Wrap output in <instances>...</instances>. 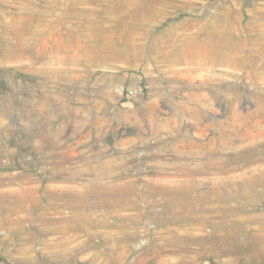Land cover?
Listing matches in <instances>:
<instances>
[{
  "label": "rangeland",
  "instance_id": "1",
  "mask_svg": "<svg viewBox=\"0 0 264 264\" xmlns=\"http://www.w3.org/2000/svg\"><path fill=\"white\" fill-rule=\"evenodd\" d=\"M1 175L0 264H251L208 209L263 232L264 0H0Z\"/></svg>",
  "mask_w": 264,
  "mask_h": 264
},
{
  "label": "bare ground",
  "instance_id": "2",
  "mask_svg": "<svg viewBox=\"0 0 264 264\" xmlns=\"http://www.w3.org/2000/svg\"><path fill=\"white\" fill-rule=\"evenodd\" d=\"M8 152V151H7ZM217 154V153H216ZM203 155V154H202ZM209 156V155H208ZM214 156L215 155H212V157H205V158H207V160L205 161L207 164V166H202L201 168L203 169V171L205 172L206 171V169H208V168H215V165L217 166V164L218 165H222V166H224L225 165V163H226V160H224V159H221L220 157H218V158H216V159H212V158H214ZM202 157V156H201ZM217 157V156H216ZM203 158V157H202ZM200 159V158H199ZM62 162V161H61ZM185 163V162H184ZM221 166V167H222ZM68 167V166H67ZM218 167V166H217ZM109 168V167H108ZM124 168V167H123ZM128 168V167H127ZM81 169H82V167H81ZM114 169V168H113ZM142 169V168H141ZM178 169V168H177ZM93 171V170H92ZM101 171V170H100ZM146 171V170H145ZM164 171V170H163ZM222 171V170H221ZM5 174V173H4ZM23 173H18V174H5L7 177H9V180L11 179V181L12 182H14V181H16V180H22V178H23V175H22ZM95 174H97V173H95ZM218 174V173H217ZM220 174V173H219ZM2 176V178H0V183L4 180V177H3V175H1ZM75 176V175H74ZM221 176V175H220ZM108 177V176H107ZM101 178V177H100ZM160 178V177H159ZM94 179V178H93ZM105 180V179H104ZM228 180V179H227ZM206 181V180H205ZM224 181H226V180H224ZM97 184L98 183H101V184H103V182H105V181H103V182H101V181H98V179H97ZM188 182V181H187ZM228 182H229V180H228ZM112 183V182H111ZM221 183V182H220ZM223 183V182H222ZM106 184H107V182H106ZM203 184V182L201 183V185ZM37 185V184H36ZM83 185V184H82ZM95 185V184H94ZM238 185V184H237ZM246 185V184H245ZM249 185V184H248ZM84 186V185H83ZM103 187H105L104 185H102ZM148 186L149 187H151L152 185L151 184H148ZM205 186V185H204ZM206 186H208V185H206ZM250 186V185H249ZM2 187V186H1ZM9 187V186H8ZM114 188V189H120L119 191H118V196H120L121 198H123L124 199V201L122 202V206H129V203H133V197H132V192L134 193L135 191L134 190H132L131 189V187H129V185H126V184H124V183H122V184H119V185H117V186H115V185H113V186H111V188ZM153 187H161V188H165L166 187V189L169 187L168 185H166V184H164V185H156V186H153ZM210 187V186H209ZM231 187V186H230ZM247 187V186H246ZM12 188V187H11ZM10 188V189H11ZM200 188H201V186H200ZM248 188V187H247ZM246 188V189H247ZM6 189H8V188H6ZM13 189H14V186H13ZM129 189H131L132 191H131V193H130V191H129ZM185 189H186V191H189V187H185ZM251 189H253V188H251ZM257 189H259V188H257ZM83 190V189H82ZM165 190V189H164ZM204 190V189H203ZM231 190V189H230ZM248 190H250V189H248ZM261 190V189H260ZM166 191V190H165ZM182 191V190H181ZM234 191V190H233ZM252 191V190H251ZM250 191V192H251ZM257 191V190H256ZM16 192V191H15ZM69 192V191H68ZM77 192V191H76ZM158 192H159V194H161V193H164V194H168V192H164L163 191V189H158ZM262 192H264V191H262ZM80 193H81V191H80ZM207 193H208V191H207ZM258 193V192H257ZM68 194V193H67ZM206 194V192L205 193H203V194H200L201 196L197 199V204H195V205H193V206H191L190 208H191V210H192V212H194V215H197L198 217L196 218L197 220L199 219V222L194 226V227H192V228H195V229H197V230H199V231H201V230H205L206 229V227H207V225H206V227L205 226H203L202 225V223H201V221H203L204 222V218H203V214H201L200 212H202V211H200V210H203V208H200V205H201V203H202V199H203V196ZM231 194V193H230ZM253 194V193H252ZM1 195V194H0ZM258 195V194H257ZM257 195H256V197H252L251 195H250V193H249V191H244L243 192V194H242V196L244 197V198H247L248 199V201L252 198L253 200H255L256 198H257ZM4 196V195H3ZM251 197V198H250ZM64 198V197H63ZM101 198V197H100ZM125 198H126V200H125ZM259 198V197H258ZM67 199V198H66ZM231 199V196L230 195H228L227 194V192L225 193V192H223V190L222 191H219V190H216L215 192H214V195H213V200H214V202L217 204H219V202H221V203H224L225 201H227V200H230ZM239 199V198H238ZM236 200V199H235ZM54 201V200H53ZM251 201V200H250ZM256 201H257V199H256ZM125 202H127V203H125ZM139 202V201H138ZM260 202V201H259ZM30 203V202H29ZM188 203H189V201H183V202H181L180 203V210L181 211H183V213H185L186 211H187V207H188ZM258 203V202H257ZM114 204V203H113ZM115 204H118L117 202H115ZM225 204V203H224ZM52 205V204H51ZM68 205V204H67ZM82 205V204H81ZM215 205V204H214ZM229 205V204H228ZM246 205V204H245ZM70 206V205H69ZM130 206H132V207H135V205H132V204H130ZM211 206V205H210ZM220 206V207H219ZM219 206H211L209 209H208V211L210 212V213H212V214H220L221 216L222 215H224V214H228L226 217H225V215H224V218L223 219H218V220H216V221H214L213 220V223L211 224V228H210V231L213 233V234H215L216 235V233L217 232H219L220 234H223V235H225V237L223 238V240H218V238H215V240L213 241V246H216V249L217 250H213V255H215V256H222V255H225L226 253H228L229 251L231 252V250H232V245H241L240 246V248L242 249V247L245 249L246 247H247V244L246 243H249L248 244V247H247V249H246V252L244 253V256L250 261V263L251 264H264V225L263 226H261L262 228H263V232L262 233H260V231H262V230H260V227H258V228H256V227H251V225H249L247 222H246V219H242V217L241 218H239V217H237V216H239V215H237V216H233L234 214H235V207L234 208H226L224 205L222 206V204L221 205H219ZM67 207V206H66ZM229 207V206H228ZM13 208V207H12ZM185 208V209H184ZM243 210V209H242ZM249 210V209H248ZM69 211V210H68ZM247 211V210H246ZM52 212V211H51ZM70 212V211H69ZM58 213V212H57ZM239 213H242V212H239ZM256 213V212H255ZM258 213V212H257ZM56 214V213H55ZM66 214V213H65ZM43 215V214H42ZM62 215V214H61ZM191 215V214H190ZM208 215V214H207ZM206 215V216H207ZM219 215V216H220ZM59 216H60V214H59ZM66 216V215H65ZM68 216V215H67ZM192 216V215H191ZM210 216H211V214H210ZM251 216H252V214H251ZM263 216V215H262ZM8 217H9V215H8ZM26 217H28V216H26ZM230 217H234V219L230 222L229 220H230ZM264 217V216H263ZM262 217V218H263ZM63 218H65V217H63ZM68 218V217H67ZM73 218V217H72ZM247 218V217H246ZM258 218V217H257ZM15 219V218H14ZM8 220V219H7ZM64 220V219H63ZM67 220V219H66ZM66 220H65V222H66ZM12 221V220H11ZM68 221V220H67ZM205 221H206V217H205ZM211 221H212V218H211ZM250 221V220H249ZM248 221V222H249ZM209 222V221H208ZM64 224V223H63ZM67 224H68V222H67ZM70 224H72V223H70ZM259 224V223H258ZM2 225V224H1ZM75 225H76V223H75ZM19 226V225H18ZM72 226V225H71ZM238 227L239 229H240V231H242V233L243 232H245V230L248 228V226H250L249 228H248V232H245V233H247L246 234V237L243 239V242H238L239 240H238V234L236 233V234H234V233H231L230 232V227ZM253 226H255V225H253ZM63 227H65L64 225H63ZM73 227V226H72ZM75 227V226H74ZM66 228V227H65ZM76 228V227H75ZM24 230V229H23ZM25 231V230H24ZM227 235V236H226ZM230 236H232L233 237V239H235V241L234 242H230V240H229V237ZM254 237H256V238H254ZM222 241V242H221ZM220 242H221V245H223V249H218V245L220 244ZM77 243V242H76ZM243 244V245H242ZM76 245V244H75ZM217 258V257H216Z\"/></svg>",
  "mask_w": 264,
  "mask_h": 264
},
{
  "label": "built area",
  "instance_id": "3",
  "mask_svg": "<svg viewBox=\"0 0 264 264\" xmlns=\"http://www.w3.org/2000/svg\"><path fill=\"white\" fill-rule=\"evenodd\" d=\"M128 92L132 93V90H128Z\"/></svg>",
  "mask_w": 264,
  "mask_h": 264
}]
</instances>
